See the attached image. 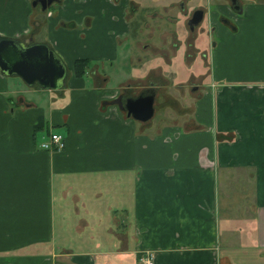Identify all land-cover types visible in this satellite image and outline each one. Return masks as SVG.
<instances>
[{
    "label": "crops",
    "instance_id": "0c3cea01",
    "mask_svg": "<svg viewBox=\"0 0 264 264\" xmlns=\"http://www.w3.org/2000/svg\"><path fill=\"white\" fill-rule=\"evenodd\" d=\"M129 1L0 0V34L46 42L69 69L46 95L0 72V264H264V0L216 20L208 52L193 35L192 109L158 125L116 104L105 70ZM50 132L61 149L41 147Z\"/></svg>",
    "mask_w": 264,
    "mask_h": 264
},
{
    "label": "rangeland",
    "instance_id": "374dc122",
    "mask_svg": "<svg viewBox=\"0 0 264 264\" xmlns=\"http://www.w3.org/2000/svg\"><path fill=\"white\" fill-rule=\"evenodd\" d=\"M137 1L142 5L156 4L154 0ZM200 1L206 5L211 2L212 6L214 3L225 2V0ZM250 1L256 0H242L245 4ZM158 14L161 12L158 11ZM132 17V9L128 7L129 34L119 48L118 58L114 60L113 65L107 62L105 70L111 73L112 83H120L133 94L151 86L154 88V112L153 116L146 121L147 123L154 122L158 125L161 122L182 121L188 117L201 83L196 75V70L201 64L199 65L196 59L190 60L184 53L183 43L193 40V37L185 32V27L181 28L159 17L149 19V24H157L159 28L149 32L144 22H139L135 26ZM207 25L205 20L204 28L200 27L196 32L199 35L201 47L208 52ZM180 46L183 47L182 54L178 49ZM186 51L191 55L192 45L187 46ZM8 77L19 89L29 88L32 93L37 92L41 95L48 93L49 89L46 88L36 91V88H41L38 84L28 86L18 75H8Z\"/></svg>",
    "mask_w": 264,
    "mask_h": 264
},
{
    "label": "water",
    "instance_id": "95a60500",
    "mask_svg": "<svg viewBox=\"0 0 264 264\" xmlns=\"http://www.w3.org/2000/svg\"><path fill=\"white\" fill-rule=\"evenodd\" d=\"M40 1L45 7V1L49 3L51 0ZM0 72L18 75L29 86L37 82L42 88L59 90L64 86L68 66L62 54L45 42L0 34ZM154 96L155 92H150L128 97L123 106L127 115L140 121L149 119L154 112ZM117 103L122 105L119 101Z\"/></svg>",
    "mask_w": 264,
    "mask_h": 264
},
{
    "label": "flooded vegetation",
    "instance_id": "af4514ba",
    "mask_svg": "<svg viewBox=\"0 0 264 264\" xmlns=\"http://www.w3.org/2000/svg\"><path fill=\"white\" fill-rule=\"evenodd\" d=\"M33 1L35 2L33 3ZM54 1L55 0H51L49 3L45 1L46 3L45 7H42V2L40 0H32V3L39 4L42 9L47 10ZM113 1L118 2L119 0H113ZM241 1L242 0H225L224 3H219V4L214 3V5L212 6L211 2L209 5H206L200 0H154L156 4H152L149 6V5H142L137 0H130L128 7L132 9V16H133L132 18H133V22L135 23V26H137L139 22H144L145 24L144 26H146V29H148L149 32H153L154 30L155 31L159 30L157 24L155 25L149 24V19L153 20L159 17L164 21L168 20L169 22H173L174 24L179 25V27L181 28L185 27V32L187 34L190 33L193 37V35L196 33L198 28L200 27L204 28L205 20H207L208 32H211L212 29L215 28L216 20L222 24H233L234 22L232 20V17L228 16V12L231 11L234 12L235 14H240L242 11ZM128 7L126 8V14ZM158 11H160L161 14H158ZM126 20L129 26V21L128 19ZM170 32L175 33L174 31H170ZM128 34L129 31L126 32L125 38L128 36ZM24 38H29L31 41H34L32 36H28ZM183 45L185 47L184 53L188 57L189 53L188 51H186L187 46L190 45L193 46V41L188 40L185 44L183 43ZM201 55H203V57H206V52L202 51ZM150 92H155L152 86L146 88L145 90L139 91L137 94H133L127 88L121 87V89L118 91L117 95L115 96L114 100L116 104H118L117 101L122 103L121 106L119 104L118 106L122 110H124L127 114V111L123 106L125 105L128 97H136L140 94H148Z\"/></svg>",
    "mask_w": 264,
    "mask_h": 264
},
{
    "label": "built area",
    "instance_id": "2783aa9c",
    "mask_svg": "<svg viewBox=\"0 0 264 264\" xmlns=\"http://www.w3.org/2000/svg\"><path fill=\"white\" fill-rule=\"evenodd\" d=\"M42 148L45 149H61L64 146V137L59 132H50L48 138L41 141ZM153 256L151 253H145L139 256L138 264H153Z\"/></svg>",
    "mask_w": 264,
    "mask_h": 264
},
{
    "label": "trees",
    "instance_id": "16d2710c",
    "mask_svg": "<svg viewBox=\"0 0 264 264\" xmlns=\"http://www.w3.org/2000/svg\"><path fill=\"white\" fill-rule=\"evenodd\" d=\"M91 67H92V62L89 58L77 57L73 61L72 72L76 76H80V77L83 76L84 77L86 74L90 73L89 71H90ZM35 84H38V83L35 82Z\"/></svg>",
    "mask_w": 264,
    "mask_h": 264
}]
</instances>
